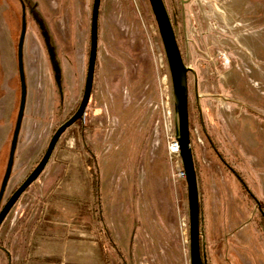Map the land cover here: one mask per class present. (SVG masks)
Returning a JSON list of instances; mask_svg holds the SVG:
<instances>
[{"label": "rangeland", "instance_id": "obj_1", "mask_svg": "<svg viewBox=\"0 0 264 264\" xmlns=\"http://www.w3.org/2000/svg\"><path fill=\"white\" fill-rule=\"evenodd\" d=\"M21 1L26 96L4 200L76 109L90 45L93 0H0V186L21 97ZM163 1L196 73L188 118L207 264H264V0ZM175 120L149 1L100 0L89 101L1 223L0 264H25L43 237L90 238L93 264H190L186 183L167 148Z\"/></svg>", "mask_w": 264, "mask_h": 264}, {"label": "water", "instance_id": "obj_2", "mask_svg": "<svg viewBox=\"0 0 264 264\" xmlns=\"http://www.w3.org/2000/svg\"><path fill=\"white\" fill-rule=\"evenodd\" d=\"M151 11L156 21L157 29L161 39V43L166 58V63L170 75L171 88H172V102L173 111L175 113V138L179 143V156L182 168L185 172V183L187 191V204H188V222H189V263L190 264H207L205 254L202 250V244L200 239V199L198 181L196 176V169L194 164V158L191 148V138L189 129L188 118V71H193L188 67L182 58L181 51L176 40V35L172 25L171 18L168 14L166 6L163 0H148ZM100 0H93L90 20V45L87 61L86 76L84 81V87L82 91L81 99L74 112L62 121L53 131L44 153L28 173V175L22 180L17 188L11 193L7 201L0 208V224L5 218L7 212L17 201L22 192L38 177L41 171L44 169L48 162L51 153L55 147V144L61 134L77 120L81 119L89 101L91 90L93 86V77L95 69V60L97 56V37H98V14H99ZM26 28L25 19L22 18L21 30L17 43V61L18 72L20 77L21 97L18 116L14 127L11 145L9 149V157L6 166V170L3 176V181L0 186V201L6 186L7 179L9 177L11 167L13 164V157L20 129L21 119L23 115V109L25 104V77L23 70L22 60V48L23 39ZM210 141V140H209ZM213 149L216 151L215 146L210 141ZM240 179V178H239ZM245 189L254 197L246 184L241 180ZM256 204L259 205L258 200L254 197ZM261 215L264 218V213L261 211Z\"/></svg>", "mask_w": 264, "mask_h": 264}, {"label": "crops", "instance_id": "obj_3", "mask_svg": "<svg viewBox=\"0 0 264 264\" xmlns=\"http://www.w3.org/2000/svg\"><path fill=\"white\" fill-rule=\"evenodd\" d=\"M36 242V241H35ZM35 244V243H34ZM25 264H93L94 254L90 238L38 239Z\"/></svg>", "mask_w": 264, "mask_h": 264}, {"label": "flooded vegetation", "instance_id": "obj_4", "mask_svg": "<svg viewBox=\"0 0 264 264\" xmlns=\"http://www.w3.org/2000/svg\"><path fill=\"white\" fill-rule=\"evenodd\" d=\"M18 43V42H17ZM223 56H225L226 57V55L225 54H223ZM185 58V57H184ZM22 60H23V55H22ZM188 67H190V66H188ZM191 68V67H190ZM87 69V68H86ZM192 69V68H191ZM193 70V69H192ZM188 73H190L191 75H193V77L195 78L196 77V73L194 72V70L193 71H188ZM86 76V75H85ZM85 81V80H84ZM195 85V84H194ZM83 87H84V85H83ZM83 91V90H82ZM193 92H194V94H195V97L197 96V92H196V85L194 86V90H193ZM188 94H189V92H188ZM82 96V95H81ZM78 106V105H77ZM196 106H197V111H198V117H199V122L201 123V125H202V129H203V131H204V133H205V129H204V126H203V123H202V118H201V112H200V110H199V105H198V103H197V98H196ZM74 112V111H73ZM72 112V113H73ZM71 113V114H72ZM70 114V115H71ZM69 115V116H70ZM55 130V129H54ZM53 130V131H54ZM207 135V134H206ZM10 149V148H9ZM8 154H9V151H8ZM219 155V154H218ZM8 155H7V158H6V164H5V169H4V173H5V170H6V166H7V162H8ZM220 158H222L221 156H220ZM13 160H14V157H13ZM13 165V164H12ZM228 166V165H227ZM229 167V169L231 170V171H233V173L236 175V177H237V179L241 182V180H242V178L230 167V166H228ZM11 170H12V167H11ZM3 173V174H4ZM10 173H11V171H10ZM28 175V174H27ZM4 176V175H3ZM9 177H10V174H9ZM9 177H8V179H9ZM240 178V179H239ZM8 179H7V181H8ZM243 181V180H242ZM22 182V181H21ZM244 182V181H243ZM245 183V182H244ZM6 184H7V182H6ZM242 184V183H241ZM243 185V184H242ZM6 187V186H5ZM243 187H244V185H243ZM17 188V187H16ZM15 188V189H16ZM14 189V190H15ZM244 189H245V187H244ZM13 190V191H14ZM246 190V189H245ZM12 191V192H13ZM247 191V190H246ZM11 192V193H12ZM4 193H5V189H4V192H3V195H2V198H1V201H0V208L3 206V204L7 201V199H8V197L11 195H9L8 197H6L5 198V200H4ZM247 193L251 196V197H253L248 191H247ZM12 208V207H11ZM10 208V209H11ZM10 211V210H9ZM9 211L7 212V214H6V216L8 215V213H9ZM6 216H5V218H6ZM4 218V219H5ZM4 219H3V221H4ZM263 220H264V218H263ZM2 221V222H3ZM1 222V223H2ZM1 225V224H0Z\"/></svg>", "mask_w": 264, "mask_h": 264}, {"label": "built area", "instance_id": "obj_5", "mask_svg": "<svg viewBox=\"0 0 264 264\" xmlns=\"http://www.w3.org/2000/svg\"><path fill=\"white\" fill-rule=\"evenodd\" d=\"M167 148L169 155L174 156V161L176 165L177 164L179 165L176 174L182 178H185V172L182 168L180 156H179V143L175 138V134L168 139Z\"/></svg>", "mask_w": 264, "mask_h": 264}, {"label": "trees", "instance_id": "obj_6", "mask_svg": "<svg viewBox=\"0 0 264 264\" xmlns=\"http://www.w3.org/2000/svg\"><path fill=\"white\" fill-rule=\"evenodd\" d=\"M21 4H22V1H21ZM22 18L25 19V14H24V10H23V4H22L21 23H22ZM211 147H212V145H211ZM194 164H195V169H196V163H195V161H194ZM196 176H197V170H196ZM197 181H198V176H197ZM198 189H199V187H198ZM199 199H200V196H199ZM200 222H201V199H200Z\"/></svg>", "mask_w": 264, "mask_h": 264}]
</instances>
